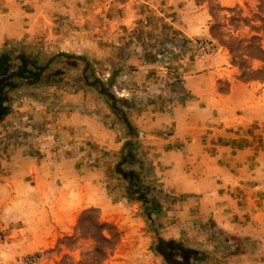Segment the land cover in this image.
<instances>
[{"label":"rangeland","instance_id":"obj_1","mask_svg":"<svg viewBox=\"0 0 264 264\" xmlns=\"http://www.w3.org/2000/svg\"><path fill=\"white\" fill-rule=\"evenodd\" d=\"M5 54L13 72L40 75L5 88L0 264H264V232L228 237L208 220L187 193L194 174L161 147L171 132L159 129L166 106L193 97L184 77L201 70H214L217 93L229 79L264 88V0H0ZM33 104L88 121L60 157L38 158L49 163L38 172L14 157L34 150L14 124V111ZM158 239L197 254L171 248L168 262Z\"/></svg>","mask_w":264,"mask_h":264},{"label":"crops","instance_id":"obj_2","mask_svg":"<svg viewBox=\"0 0 264 264\" xmlns=\"http://www.w3.org/2000/svg\"><path fill=\"white\" fill-rule=\"evenodd\" d=\"M213 75L214 70L207 68L188 77L189 80L184 77L185 87L189 85L186 89L193 97L184 102L174 101L160 112L163 118L159 129L171 132L164 137L166 144L161 147L174 151L182 159L184 173L194 174L191 184L186 186L191 192L187 193L205 207L208 220L223 226L227 232L223 234L228 237L255 238L254 232H264L259 225L260 219H264V88L229 79L227 91L217 93ZM194 80L204 83L194 84ZM63 98L77 99L78 94ZM14 113V124L31 132L32 138L28 140L34 150L14 151L16 166L22 167L23 159L31 162L27 171L38 172L41 165L49 166L38 158L60 157L65 150L61 146L72 136L86 137V117L52 112L36 104L16 109ZM11 119L12 116L5 117L1 125ZM99 124L95 121L93 125L98 128ZM169 127L171 131L167 130ZM72 131L75 135H71ZM43 141L47 142L46 148ZM171 145L174 148L167 149ZM18 161L22 163L17 164ZM50 162L56 165L53 160ZM60 163L64 166L65 159ZM253 219L254 226L250 225Z\"/></svg>","mask_w":264,"mask_h":264},{"label":"trees","instance_id":"obj_3","mask_svg":"<svg viewBox=\"0 0 264 264\" xmlns=\"http://www.w3.org/2000/svg\"><path fill=\"white\" fill-rule=\"evenodd\" d=\"M9 59V56H7L6 54L0 58V121L10 112V107L7 104L8 96L5 88L12 89L16 87V84H14L13 81L17 76L21 78L26 77L31 81H36L37 77H39L40 75V72H33V70L30 69L28 70L24 68L23 65L19 68V70L13 72L10 66ZM163 246L165 247V249L161 248ZM170 249L171 251L174 249L178 253H180L183 259L185 258V256H193L197 254L196 250L185 248L179 243H176L172 240L166 241L158 239L156 251L168 262H171V260H169V256H171Z\"/></svg>","mask_w":264,"mask_h":264}]
</instances>
